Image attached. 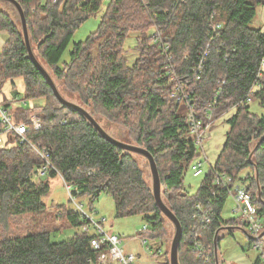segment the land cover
I'll use <instances>...</instances> for the list:
<instances>
[{"label": "trees", "instance_id": "obj_1", "mask_svg": "<svg viewBox=\"0 0 264 264\" xmlns=\"http://www.w3.org/2000/svg\"><path fill=\"white\" fill-rule=\"evenodd\" d=\"M18 1L25 9L37 55L53 77L64 79L85 104H93L94 113L129 125L135 142L155 156L165 200L183 225L181 264H216V230L241 223L237 217L223 218L228 194L215 183L212 170L204 175L196 193L185 189V175L197 156L196 146L190 132L188 104L177 103L172 97L177 82L168 73L163 42L169 46L173 72L193 96L198 113L205 114L215 99L216 119L231 113L226 120L231 128L215 167L246 184L264 222V140L250 158L264 135V112L251 108V102L257 100L264 110V32L251 25L258 4L264 0H185L177 5L176 0H106L98 28L74 44L69 60L63 55L74 32L98 12L105 0ZM212 21L222 25L218 33L214 34ZM154 25H162L157 42L151 35ZM0 30L10 35L0 53V83L22 77L26 97H45L44 103L27 106L13 115L19 121L26 120L41 108V128L31 127L27 135L55 166L47 176L60 174L71 186L72 195L85 197L91 210L103 193L111 195L116 217L143 215L147 227L142 228L141 237H161L167 218L156 205L137 155L108 141L80 112L57 99L28 57L20 26L3 9ZM131 31L140 32V55L133 65L123 54ZM98 39L101 41L97 43ZM209 43L203 68L198 72L195 66L200 51ZM93 48L98 51L97 57L90 52ZM251 92L253 98L248 101ZM2 124L5 127L3 120ZM1 131L9 135L7 144L0 143V223L8 226L17 216L45 212L44 197L51 184L49 178L33 180V173L45 161L35 155L31 145L15 136L12 140V133L5 128ZM257 171L262 199L258 196ZM198 203L209 211L205 223ZM61 213L72 227H81L82 231L76 230L63 240H53V230L45 227L10 234L0 239V264H96L105 248L91 246L96 231L91 232L90 220L76 208L65 207ZM195 238L210 255L195 249ZM250 242L258 244L253 239ZM261 242L264 249V237ZM263 258L262 253L254 264H264ZM159 264H170V259Z\"/></svg>", "mask_w": 264, "mask_h": 264}, {"label": "rangeland", "instance_id": "obj_2", "mask_svg": "<svg viewBox=\"0 0 264 264\" xmlns=\"http://www.w3.org/2000/svg\"><path fill=\"white\" fill-rule=\"evenodd\" d=\"M106 2L107 1L105 0L104 5L98 10V12L90 16L76 29L67 49L65 50L63 59L69 60V54L74 44L76 42L85 40L91 34V32L98 28V25L102 20L104 9L106 8ZM0 9L8 11V13L12 15L14 20L21 28L19 14L14 5L7 1H0ZM251 25L253 27L261 28L264 32V2L258 4L257 14L252 20ZM139 34L140 32L138 31H131L126 37L124 45L125 51L123 54L125 55L129 65H133L140 55L138 49ZM145 37H148L147 33H145ZM100 41L101 39H98L97 43ZM32 44L36 54L39 53L33 41ZM90 52L92 53L93 57H97L98 51L96 48H93ZM60 66L63 67V62L60 63ZM54 77L61 92L67 98L82 104L84 107L93 111L94 113L93 104H85L80 99L79 94L67 86V83L64 79L57 78L55 75ZM13 81L14 82L7 80L2 84L0 83V107L6 111H9L10 116L15 118L16 116L13 114H19L27 106H33L35 103L40 104L45 102V97L42 99L26 97V85L22 77H17ZM251 108L258 113L264 112L257 100H253L251 102ZM40 110L41 108L36 109L35 113L33 114L40 115L43 113L42 110ZM230 114V112H227V114H222L218 119L215 120L213 127L203 142V151H201L200 148L198 149L200 154L195 157L194 161H203V174L194 176L191 167L187 170L184 184L185 189L190 194L197 192L204 175L210 170L212 163L216 162L219 153L221 152L226 141V133L230 131L231 128L230 124L226 121ZM94 115L100 120L101 124L108 130L109 133L120 139L129 140L136 143L134 140V132L132 133L129 125H126L122 122L118 123L113 117L105 115L101 112H96ZM1 120H3V116L0 112V123ZM3 128L5 127L2 124L0 126V143L7 144V137L9 134L2 132L1 129ZM11 139L14 140V136ZM33 152L35 155L40 156V154H38L35 150H33ZM136 155L145 171L146 179L151 185L152 177L148 160L141 155ZM242 174L245 175L246 172L243 171ZM59 175L60 174L56 175L55 177H48L47 175L38 176L36 172L33 173V180L36 182L46 180L47 178L50 179L51 189L49 194L44 197V201L47 203V210H45V212H38L33 215L25 214L12 218L8 226H4L0 223V239L14 233H25L29 230H37L39 227L52 229L53 240H63L70 238L76 232V230L82 231V228L80 227L79 229H76L75 227H72L70 222H68L65 216L61 213V210H63L65 207L68 209L76 208V203L78 202L81 203L82 207L90 215H92L95 220L99 221L105 219L103 223L104 228L107 231H111L123 237V245L125 250L128 252H133L138 256L136 264H159L160 262L166 263L169 261L170 245L174 234V225L167 217L164 234L161 237L154 239L147 237L146 239L148 240L143 243L145 238L141 237L139 234L143 226L146 224V219L143 217V215L135 214L125 217H116L114 198L106 193L101 195V197L95 203V207L91 210L85 197H79L76 199L71 197L64 181ZM163 197L166 199L164 196V189ZM226 201L228 202H226L224 205L223 216L227 219L238 216V214L233 212L235 206L233 195H228ZM59 204H64V207H61ZM89 228L91 232L96 231V229L91 224H89ZM250 241L251 238L243 229L232 228L229 231L226 230L223 232L218 244L221 264H254L256 259L260 257L262 253L259 246L253 245ZM157 248L160 250H157ZM149 250H152V253H150Z\"/></svg>", "mask_w": 264, "mask_h": 264}, {"label": "built area", "instance_id": "obj_3", "mask_svg": "<svg viewBox=\"0 0 264 264\" xmlns=\"http://www.w3.org/2000/svg\"><path fill=\"white\" fill-rule=\"evenodd\" d=\"M57 1V0H52ZM185 0H176L175 4H179ZM212 20V19H211ZM212 28L215 32H219L222 25L218 22L212 21L211 23ZM161 27L162 25H154L153 30L151 32L152 38L154 42H157L161 35ZM214 37V36H213ZM210 43L206 45V47L200 51L199 54V63L195 66V70L198 72H201L203 68V63L205 60L206 55L209 52ZM163 52L166 55L168 65V73L171 74V79L176 80L177 85L172 91V97L175 99L177 103L180 102H186L188 104V119L190 124V132L191 136L193 138L194 144L196 146V155L198 156L200 152H198V149L200 148L201 151H203V142L207 135L209 134L211 128L214 125V122L216 120L215 118V105H216V99L209 103L208 108L205 111V114H200L195 109V106L193 105L194 99L193 96L190 94V92L185 88L181 81L179 80L178 76L173 72V67L171 65V55L169 54V46L166 43H162ZM262 69L264 70V59L262 61ZM219 96L218 94H216ZM253 98V92H251L247 100L251 101ZM18 99V98H17ZM0 112L3 116V121L5 123V129L12 133L13 136H15L18 141L21 143H28L31 145L33 150H35L45 161L41 166L37 168L35 171L38 176H44L47 175L50 172L51 168H55L53 164L49 161L48 158H46L45 153L41 151L37 146H35L32 142L29 136L27 135L28 131L31 127L35 129L41 128L42 125V118L38 114H32L29 118L26 120H17L14 117L9 115V111H6L5 109H2L0 107ZM1 141V138H0ZM193 170L194 176H199L203 174V161L199 160L198 162L191 163L190 166ZM212 170V175L215 179V183L222 189L227 192L228 195L232 194L235 202V206L233 209V212L235 214H238L236 216L241 223V226H244L251 235L258 237L256 240L258 242V246L261 250V253L264 254V249L262 247L261 239L259 238V235L264 230V222L263 219L258 215L257 208L253 202V197L251 192L248 190L246 184L240 180V179H234L232 176L226 174L223 171H219L215 167V162L212 163L210 170ZM208 171V172H209ZM207 172V173H208ZM62 180L64 181L63 177L59 175ZM67 190L69 191L72 198L76 199L72 195L71 186L64 181ZM197 208L201 210L202 212V219L203 222H207L209 219L207 218L208 212L203 208L201 203L197 204ZM76 209L79 210L83 216L87 217L90 220V224L96 229V236L91 240V246L94 249H101L104 246V250L100 253L98 256L96 264H136L138 256L134 254L133 252H128L125 250L123 245V237L115 234L111 231H107L104 228V220H95L92 215H90L81 205V203H76ZM147 226L144 225L143 228H146ZM195 226H193V230H195ZM148 239H144L143 243H145ZM194 247L197 251L200 253L210 255L209 253H206L204 246L199 242L197 238L194 240ZM150 253H152V250H149Z\"/></svg>", "mask_w": 264, "mask_h": 264}, {"label": "water", "instance_id": "obj_4", "mask_svg": "<svg viewBox=\"0 0 264 264\" xmlns=\"http://www.w3.org/2000/svg\"><path fill=\"white\" fill-rule=\"evenodd\" d=\"M0 1H7L14 5L16 10L19 14L20 19V25H21V31L24 37V41L28 50V57L34 62V64L37 66V68L41 71V73L46 78L47 82L49 83L50 87L53 90L54 95L57 97V99L64 105L71 109H74L78 112H80L88 121L90 124L94 126V128L108 141L112 142L113 144L119 146L120 148H123L124 150L131 152L133 154H138L143 157H145L148 160V164L151 171V177H152V184L151 189L154 195V199L156 202V205L159 207V209L162 211V213L172 222L174 225V234L171 240L170 245V264H181L180 262V245L183 238V225L179 217L176 215V213L173 211V209L169 206L167 201L163 197V187H162V179L161 174L159 171V167L156 161L155 156L149 151L146 147L139 145L137 143L131 142L129 140H123L120 139L111 133L108 132V130L101 124L100 120L95 117L93 112L86 107H84L82 104L75 102L74 100H71L67 98L60 90L57 82L55 81L53 75L48 70V68L43 64V62L40 60L38 55L35 52V49L33 47L29 26L27 22L26 12L23 7V5L18 0H0ZM264 140V135L262 138L258 140L256 145L251 151L250 158L254 156L255 151L260 146L261 142ZM257 182H258V196L260 199H262V190L261 185L259 181V174L257 171L256 174ZM263 201V200H262ZM264 203V201H263ZM229 229V228H240L243 229L247 235L253 239L257 240L258 237H255L249 233V231L241 225H223L219 227L216 230L215 237H214V255L216 264H221V260L219 258V233L222 229ZM264 237V231L259 235V238Z\"/></svg>", "mask_w": 264, "mask_h": 264}, {"label": "crops", "instance_id": "obj_5", "mask_svg": "<svg viewBox=\"0 0 264 264\" xmlns=\"http://www.w3.org/2000/svg\"><path fill=\"white\" fill-rule=\"evenodd\" d=\"M9 33L6 30H0V53L2 52V48L4 46V44L6 43V41L9 39ZM228 202V201H226ZM226 204V203H225ZM222 216H223V211H222ZM224 219H227L223 216ZM231 228L229 229H222L219 233V236H222V233L225 232L226 230L229 231ZM229 233V232H228Z\"/></svg>", "mask_w": 264, "mask_h": 264}]
</instances>
